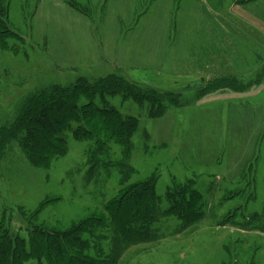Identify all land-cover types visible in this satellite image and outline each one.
<instances>
[{"label":"rangeland","instance_id":"374dc122","mask_svg":"<svg viewBox=\"0 0 264 264\" xmlns=\"http://www.w3.org/2000/svg\"><path fill=\"white\" fill-rule=\"evenodd\" d=\"M251 1L0 0V23L15 33L0 36V126L38 88L110 74L178 93L182 104L150 118L147 105L109 99L139 121L128 158L118 146L104 149L106 158L127 162L124 179L112 166L91 177L92 143L72 134L68 155L50 169L12 150L0 165V222L26 238L22 212L50 201L40 222L70 229L154 176L151 242L124 248L113 264H264V0L241 5ZM156 50L176 67L157 68ZM202 79L205 86L190 88ZM188 181L201 194L190 204ZM95 229L83 237L94 256L93 244L111 239L109 229Z\"/></svg>","mask_w":264,"mask_h":264},{"label":"trees","instance_id":"16d2710c","mask_svg":"<svg viewBox=\"0 0 264 264\" xmlns=\"http://www.w3.org/2000/svg\"><path fill=\"white\" fill-rule=\"evenodd\" d=\"M1 35L15 37L3 23H0ZM120 96L141 106L147 105L150 118L162 117L168 104L182 105L178 93L150 88L119 74L91 80L81 78L71 87L44 86L21 99L12 120L0 126V165L9 152L19 149L29 163L50 169L56 159L68 155L66 136L72 134L77 140L92 143L87 150L91 177L97 174L95 177L99 178L101 170L112 166L120 171L122 179L127 178L131 170L125 160L104 156L106 147H120L124 158L134 150L138 119L124 116L109 103V99ZM105 160L111 162L107 165L103 163ZM126 173L128 176H124ZM156 179L152 176L124 187L104 205L103 212L90 213L74 222L70 229L59 231L40 222V214L50 201L30 214L22 212L27 219L26 238L12 230L4 218L0 222V264L116 263L125 253L124 248L151 242L152 226L158 220ZM194 186L192 181L183 186L190 192L185 197L187 204L201 197ZM97 226L109 229L111 239L105 236L102 242L93 244L97 249L94 256L89 252L90 241L83 237L87 233L93 235ZM108 243L110 248L105 256Z\"/></svg>","mask_w":264,"mask_h":264},{"label":"crops","instance_id":"0c3cea01","mask_svg":"<svg viewBox=\"0 0 264 264\" xmlns=\"http://www.w3.org/2000/svg\"><path fill=\"white\" fill-rule=\"evenodd\" d=\"M255 1H257V0H253V1H251V2H249L248 4H241V5H246V6H249V5H251V4H253V3H256ZM207 3H208V5H210L209 4V2H208V0H207ZM237 5H240V4H232V7L231 8H233V7H235V6H237ZM245 7V6H244ZM211 13V12H210ZM164 33V32H163ZM242 33V32H241ZM165 34V33H164ZM242 34H244V33H242ZM150 60L151 61H153V63H154V65L157 67V68H164V69H166V68H171V67H176V66H174V65H170L169 64V62H168V60H169V57H168V55L166 54V52H163L162 50L160 51V50H156V51H152L151 52V54H150ZM102 67L104 66L103 65V63H102V65H101ZM164 72H166V71H164ZM111 75V74H110ZM107 76H109V75H107ZM107 76H105V77H107ZM101 78H103V77H101ZM160 81H161V79H160ZM206 82V81H205ZM137 83V82H136ZM140 84V83H139ZM206 85V84H205Z\"/></svg>","mask_w":264,"mask_h":264},{"label":"water","instance_id":"95a60500","mask_svg":"<svg viewBox=\"0 0 264 264\" xmlns=\"http://www.w3.org/2000/svg\"><path fill=\"white\" fill-rule=\"evenodd\" d=\"M206 82L204 79L198 81V82H192L190 83V88H196V87H203L205 86Z\"/></svg>","mask_w":264,"mask_h":264}]
</instances>
